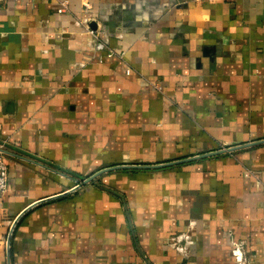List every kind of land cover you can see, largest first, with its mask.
<instances>
[{
    "label": "crops",
    "instance_id": "crops-1",
    "mask_svg": "<svg viewBox=\"0 0 264 264\" xmlns=\"http://www.w3.org/2000/svg\"><path fill=\"white\" fill-rule=\"evenodd\" d=\"M61 1L0 0V264L68 190L11 264H264V143L82 183L264 139V0Z\"/></svg>",
    "mask_w": 264,
    "mask_h": 264
},
{
    "label": "water",
    "instance_id": "water-1",
    "mask_svg": "<svg viewBox=\"0 0 264 264\" xmlns=\"http://www.w3.org/2000/svg\"><path fill=\"white\" fill-rule=\"evenodd\" d=\"M92 25L95 27V23L92 24ZM259 143H264V139L258 140V141H255V142L246 143V144H239V145L231 146V147L224 148V149H221V150H217V151H214V152H209V153L200 154V155H196V156H192V157H188V158H183V159H180V160L168 161V162H163V163H157V164H117V165H113V166H108V167H105V168H102V169L98 170L97 172H95L90 177L84 178L82 183L90 182L94 178H96V177H98V176H100V175H102L104 173H107V172H110V171H113V170H117V169H137V168L151 169V168L166 167V166H170V165H173V164L182 163V162L190 161V160L201 158V157H205V156H211V155H216V154H220V153L230 152V151H233V150H236V149H239V148H244V147L252 146V145H255V144H259ZM78 186L80 187L81 183L78 184L77 186L73 187L72 190L77 189ZM69 191H71V190H68V191H66L64 193H61V194H58V195H55V196H52V197H49V198H44V199L38 200V201L32 203L31 205H29L17 217V219L15 220L13 226L10 229L9 236H8V241H7V255H8L9 264H11L12 235H13L14 228H15L17 222L19 221V219L26 213V211H28L30 208L34 207L35 205H38V204H40L42 202H45L47 200H50L52 198H56V197H59L61 195L67 194V193H69Z\"/></svg>",
    "mask_w": 264,
    "mask_h": 264
},
{
    "label": "built area",
    "instance_id": "built-area-1",
    "mask_svg": "<svg viewBox=\"0 0 264 264\" xmlns=\"http://www.w3.org/2000/svg\"><path fill=\"white\" fill-rule=\"evenodd\" d=\"M70 10V2L69 0H62L60 2V7L58 8L59 12H65ZM87 29L92 34H95V31L86 26ZM109 55H112L111 51ZM9 189V161L7 157V153L5 150L4 144H0V196L5 194Z\"/></svg>",
    "mask_w": 264,
    "mask_h": 264
}]
</instances>
